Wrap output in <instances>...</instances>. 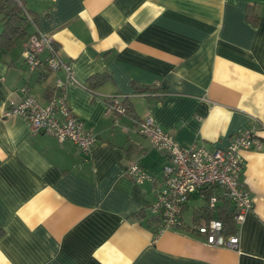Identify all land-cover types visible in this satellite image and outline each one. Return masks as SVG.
I'll return each instance as SVG.
<instances>
[{
  "label": "crops",
  "instance_id": "obj_1",
  "mask_svg": "<svg viewBox=\"0 0 264 264\" xmlns=\"http://www.w3.org/2000/svg\"><path fill=\"white\" fill-rule=\"evenodd\" d=\"M21 1L27 37L0 50V264H264V131L261 150L241 152L252 210L236 227L237 250L189 230L206 206L200 196L183 227L159 231L150 208L166 159L135 131L150 117L183 147L223 149L264 125V0ZM35 33L72 62L82 88L68 85L67 105L97 136L88 154L22 116L3 117L22 88L45 106L65 81L63 71H27ZM97 75L106 80L89 87ZM113 96L125 114L107 111ZM131 164L152 181L135 183Z\"/></svg>",
  "mask_w": 264,
  "mask_h": 264
},
{
  "label": "built area",
  "instance_id": "obj_2",
  "mask_svg": "<svg viewBox=\"0 0 264 264\" xmlns=\"http://www.w3.org/2000/svg\"><path fill=\"white\" fill-rule=\"evenodd\" d=\"M23 59L29 73L38 68L52 72L63 71L65 81L57 83L54 95L45 106H41L22 88L23 99L19 104L9 106L3 112V117L22 116L35 132L52 134L60 143L69 141L79 151L88 154L96 143L97 136L73 115L67 105L68 85L82 88L74 77L72 62L64 60L54 41L40 33L28 37ZM106 103L107 111L121 115L126 113L125 106L115 96L109 97ZM135 123L136 133L148 139L152 150L166 159L162 183L155 191V201L150 208L151 213L159 219L160 232L183 227L182 212L185 206L194 196L204 198V189L208 187L217 188L218 195L231 203L234 224L240 227L252 210L249 193L241 183L244 169L241 152L261 150L262 143L258 133L264 131V125L258 124L241 131L233 136L225 148L216 149L201 144L183 147L158 128L150 117ZM127 174L137 184L152 181V177L138 164H131ZM217 201V195L211 196L208 207L214 208ZM189 230L200 236L204 245L238 249V233L225 237L220 221L193 224Z\"/></svg>",
  "mask_w": 264,
  "mask_h": 264
},
{
  "label": "trees",
  "instance_id": "obj_3",
  "mask_svg": "<svg viewBox=\"0 0 264 264\" xmlns=\"http://www.w3.org/2000/svg\"><path fill=\"white\" fill-rule=\"evenodd\" d=\"M0 17L3 24V31L0 34V50L7 49L14 45L18 39L27 37L26 27L32 20L31 14L24 7L21 0H0ZM30 18V20H29ZM252 19H257L253 16ZM106 80L105 76L97 75L89 79V87L101 84ZM88 88V86H87ZM128 111L127 105L123 103ZM219 191L215 187L204 189L206 206L199 208L194 214V225L201 220L206 223L212 220L220 221L223 225L222 234L227 237L237 233V228L233 221L234 211L231 203L218 195ZM217 195L218 201L214 208L208 207V200L211 196ZM158 222L159 219L156 217Z\"/></svg>",
  "mask_w": 264,
  "mask_h": 264
},
{
  "label": "rangeland",
  "instance_id": "obj_4",
  "mask_svg": "<svg viewBox=\"0 0 264 264\" xmlns=\"http://www.w3.org/2000/svg\"><path fill=\"white\" fill-rule=\"evenodd\" d=\"M204 203H205L204 200H202L200 198L196 202L190 203L185 217L187 219L189 218L192 206H202Z\"/></svg>",
  "mask_w": 264,
  "mask_h": 264
}]
</instances>
